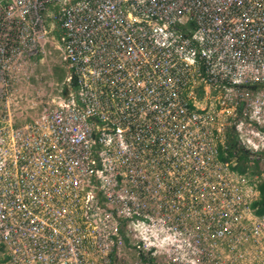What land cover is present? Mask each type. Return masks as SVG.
Here are the masks:
<instances>
[{
  "label": "built area",
  "instance_id": "1",
  "mask_svg": "<svg viewBox=\"0 0 264 264\" xmlns=\"http://www.w3.org/2000/svg\"><path fill=\"white\" fill-rule=\"evenodd\" d=\"M0 96V264H264V0H0Z\"/></svg>",
  "mask_w": 264,
  "mask_h": 264
},
{
  "label": "rangeland",
  "instance_id": "2",
  "mask_svg": "<svg viewBox=\"0 0 264 264\" xmlns=\"http://www.w3.org/2000/svg\"><path fill=\"white\" fill-rule=\"evenodd\" d=\"M51 54L47 55L46 58L41 61L40 59H36V69L40 72L41 75H38L37 79L39 80V86L36 85V81L33 80L32 83H28L26 86L22 87L20 90L14 92L9 98L14 101L15 98L19 99L21 97L24 98L23 94H26L30 98L35 101L42 100L51 101L52 98L57 97L60 91H62L63 87V79L65 77V73L62 69L61 58L59 56V52L57 49H50ZM28 73V72H27ZM37 94L45 96L44 98H37ZM5 102L0 96V118L5 114ZM9 110L13 114H17L19 119H14L15 124L22 123L23 121L28 122L30 119L39 112L37 108L33 110L29 109L28 105H25L22 102H10ZM260 168V170H259ZM252 171L261 172V175L264 178V154L260 156V159L256 163L255 166L252 167Z\"/></svg>",
  "mask_w": 264,
  "mask_h": 264
},
{
  "label": "trees",
  "instance_id": "3",
  "mask_svg": "<svg viewBox=\"0 0 264 264\" xmlns=\"http://www.w3.org/2000/svg\"><path fill=\"white\" fill-rule=\"evenodd\" d=\"M261 193H262V199L259 202V207L264 206V185L261 186ZM259 212H260V210H259Z\"/></svg>",
  "mask_w": 264,
  "mask_h": 264
},
{
  "label": "crops",
  "instance_id": "4",
  "mask_svg": "<svg viewBox=\"0 0 264 264\" xmlns=\"http://www.w3.org/2000/svg\"><path fill=\"white\" fill-rule=\"evenodd\" d=\"M63 69V68H62Z\"/></svg>",
  "mask_w": 264,
  "mask_h": 264
}]
</instances>
